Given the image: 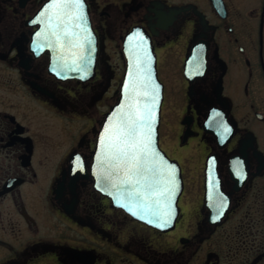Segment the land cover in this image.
I'll return each instance as SVG.
<instances>
[{"label":"flooded vegetation","instance_id":"obj_1","mask_svg":"<svg viewBox=\"0 0 264 264\" xmlns=\"http://www.w3.org/2000/svg\"><path fill=\"white\" fill-rule=\"evenodd\" d=\"M50 1L0 0V264H264V0H85L88 80L57 78L35 43ZM131 34L156 64L160 147L183 177L168 231L92 175Z\"/></svg>","mask_w":264,"mask_h":264},{"label":"snow or ice","instance_id":"obj_2","mask_svg":"<svg viewBox=\"0 0 264 264\" xmlns=\"http://www.w3.org/2000/svg\"><path fill=\"white\" fill-rule=\"evenodd\" d=\"M37 19L45 25L46 30L43 33L37 32L36 36L50 41L49 46L59 44L61 39H66L70 33L75 46L84 49L85 54L80 57L78 67V70L84 71L86 46L91 44L92 39L89 35V25L85 23V0H52L38 14ZM137 46L139 47V44ZM134 59L137 65V79L133 81L130 90L131 102L115 121L107 140H101V146L104 147L101 163L106 177L118 181L114 187H119L120 184L130 185L133 202L145 214L171 219L175 170L171 166H164L159 153L152 146L156 85L150 80L151 56L148 55L146 44ZM141 89H146L143 94L150 96V100L146 99L143 103L138 100ZM238 174L243 176L246 172L238 170ZM224 204V193L218 191L213 206L218 212H222ZM136 214L140 215V212L137 211Z\"/></svg>","mask_w":264,"mask_h":264},{"label":"water","instance_id":"obj_3","mask_svg":"<svg viewBox=\"0 0 264 264\" xmlns=\"http://www.w3.org/2000/svg\"><path fill=\"white\" fill-rule=\"evenodd\" d=\"M51 2L52 0L48 4H50ZM48 4H46L40 10V12L44 10ZM86 12H87V19L85 23L89 25V35L92 39H91V44L86 46L87 59H86V67L84 71L78 70L80 64V57L85 54L84 49L75 46L70 33L68 34L66 39L62 38L59 44H53V46H49L50 41H45L42 37L38 38L36 34L34 36L35 43L37 44L41 43L43 49L51 53L50 72L62 80H67V79L88 80L94 78L96 75L97 37L91 26L87 4H86ZM40 19H43V17H40ZM40 25L41 28L38 30V32L43 33L46 30L45 25L42 23H40ZM135 41H136L135 36L133 34L128 36L126 42L128 65L121 85L120 97L118 99V102L107 113L106 118L98 133L96 150L94 153V160L92 165V175L96 182V188L100 192L109 196L117 207L123 208L134 219L142 223L158 228L162 231H168L174 227L180 212L178 203H179V198L183 191V177L179 164L175 161H172L166 155V153L161 149L159 144L160 141L159 127L161 121V108L163 102V85L157 77L156 64L152 63L150 65L151 67L150 80L154 81L156 85L155 113H154V121L152 123L151 141H152V146L159 153L160 159L163 161L164 166L165 167L171 166V168L175 170V194L172 197L171 219H168L166 216L162 219L150 213L145 214L143 210L138 208L133 202L132 193L130 191V185L120 184L119 187H114V184H117L118 181L109 180L106 177L104 166L101 163L104 156V147L101 146V140L104 141L107 140V136L112 131L115 121L120 116V114L126 111L127 106L131 102L130 90L133 81L137 79V65L135 63V59L132 54V47L134 46ZM130 74H131V79H130ZM145 91L146 89H141L140 92L138 93V100L141 103H143L146 99L148 100L151 99L150 96L146 97L143 94ZM149 107H151L150 104ZM137 211L140 212V215L136 214Z\"/></svg>","mask_w":264,"mask_h":264}]
</instances>
